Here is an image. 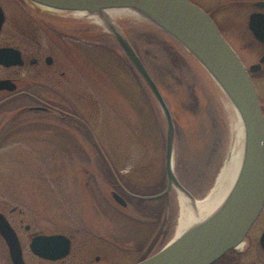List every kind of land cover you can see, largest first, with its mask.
<instances>
[{
  "label": "rangeland",
  "instance_id": "rangeland-1",
  "mask_svg": "<svg viewBox=\"0 0 264 264\" xmlns=\"http://www.w3.org/2000/svg\"><path fill=\"white\" fill-rule=\"evenodd\" d=\"M0 4L5 12L0 44L42 56L32 72L43 87L38 90L56 93L65 86L75 89L79 85L77 88L83 91H96L94 122L100 142L93 145L84 132H78L74 140L77 145H62L52 132L58 126L48 131L33 124V112H12L29 103L28 99L1 104L0 200L5 208L8 204L7 212L15 205L39 229H77L80 234H100L114 240L113 250L109 248L106 253L114 264L152 254L175 237L180 190L172 188L154 199L128 196V205L118 207L103 200L113 185L102 177L107 170H114L126 180L131 192L140 196L164 189L166 130L154 95L113 40L107 25L97 21L95 15L45 9L29 0H0ZM225 11L230 15L237 8L231 6ZM110 15L137 49L172 113L175 175L194 199L204 197L228 155L244 147L237 110L207 70L155 25L132 13ZM236 21L217 20L225 39L238 50ZM90 32L92 36L87 34ZM166 45L182 56L177 66L170 61ZM46 55L52 57L50 65L44 61ZM246 59L251 60L252 55H246ZM76 63L85 66L82 73L89 83L85 79L75 83L80 79ZM60 70H65L68 77H63ZM10 73V69L0 68L1 76ZM18 74L29 75L23 70ZM84 107L89 109L91 105ZM150 228L151 232L162 230V238H152ZM86 238H90L88 245L100 239ZM26 259L30 264L36 262L29 255ZM0 264H11L1 239Z\"/></svg>",
  "mask_w": 264,
  "mask_h": 264
},
{
  "label": "water",
  "instance_id": "water-1",
  "mask_svg": "<svg viewBox=\"0 0 264 264\" xmlns=\"http://www.w3.org/2000/svg\"><path fill=\"white\" fill-rule=\"evenodd\" d=\"M43 7L79 11L87 15L100 14L106 9H131L166 32L207 70L237 110L244 128V147L236 179L220 206L206 219L190 226L155 253L131 264H210L244 237L259 213L264 201V115L246 67L224 38L213 19L191 0H29ZM5 20L0 4V29ZM264 18L251 15L249 26L254 36L264 43V29L256 22ZM128 60L154 95L165 121V189L157 194L137 197L154 199L171 188L194 199L174 173L172 114L143 61L124 32L116 24L107 25ZM47 63L51 58H46ZM264 61V57L262 58ZM0 64L22 65L17 47H0ZM14 90L9 79H0V90ZM114 199L121 205L125 200L116 192ZM0 235L9 253L11 264H26L20 242L6 217L0 212ZM264 247V231L261 236ZM70 243L64 235H40L31 240L32 252L43 258H58L69 252Z\"/></svg>",
  "mask_w": 264,
  "mask_h": 264
},
{
  "label": "flooded vegetation",
  "instance_id": "flooded-vegetation-1",
  "mask_svg": "<svg viewBox=\"0 0 264 264\" xmlns=\"http://www.w3.org/2000/svg\"><path fill=\"white\" fill-rule=\"evenodd\" d=\"M191 1L201 7L210 15L223 36V30L221 29V25H219L217 20L237 19V21L235 22V29L238 42V50L240 51L236 50L229 42L228 43L235 50L238 57L246 67V70L248 71L251 81L256 89L259 102H264V61H262V58L264 57V43L259 41L254 36L249 26V18L251 15H255L256 18H264V0H217L218 2L214 0ZM231 6L237 8V11L234 14L228 15L225 13V10ZM256 26L264 29V25L262 22L257 21ZM1 30L2 28L0 29V33ZM31 34L30 36L33 38L34 36L33 34ZM64 34L69 36L73 33L64 32ZM87 34L89 36H92V32ZM96 35L99 34L96 33ZM60 36L61 38H65L62 35ZM112 37L114 38L113 40H115L119 45L115 37L113 35ZM92 45L90 46L92 47ZM2 46L17 47L14 45L0 44V47ZM133 47L137 51L134 45ZM18 49L20 50L21 57L23 59L22 65H11L6 67L0 64V68L11 70L10 74H6L5 76L0 75V79H9L15 85L14 90H0V105L9 100L26 98L29 100V103H24L20 108L18 107L13 110V113L14 111L33 112V115L35 116L32 118L33 124L42 125L43 128L48 131H50L54 126H58L55 127L56 130L52 132H54L53 136L57 137L56 141H61L59 143L62 145H77L78 143L76 144L74 142V140L77 141L76 134L78 132H84L89 138L86 140L90 141L91 144H95L96 146H98L100 142L98 139V134L96 133L97 124L96 122H94L95 114L98 111L96 108L98 106V96L96 94V91L88 90V92H86L80 89L81 87L77 88L79 86L78 85L75 87V89L65 86V89L59 92L53 93L44 91V93H46L44 94L43 91L38 90L40 88H43L41 86V82L36 81L34 74L32 73L34 72V68L41 63L42 56L40 54L33 53L34 51L32 52L27 49ZM248 54L252 55V59L249 61L248 59H246V55ZM48 56L51 58V62L49 63L50 65L53 61L50 55H46L44 61L47 64L46 58ZM68 60L70 62H73L72 59ZM83 67L85 66H80L76 63L75 68L80 74V79H76L75 83L81 82L83 79H85V81L89 83V81L87 80L88 76L85 73H82L84 71ZM19 70H23V72L29 73V75H19ZM59 72L63 77H68L65 74V70H60ZM91 84L93 85L92 81ZM88 104L91 105V107L89 108L90 110L88 109V107H84ZM260 105L264 115V103H260ZM35 114H38V116L36 117ZM58 132H61L59 136L56 135ZM103 161L104 163H108V159L104 156ZM102 178L113 185L107 191V197L103 199L104 201H106L107 205H109L110 203L111 205L116 204L118 207H125L128 205L127 197L137 195L131 192V187L129 186V184H127L126 180H123V178L121 179L114 170H107L106 173H103ZM86 184H88V182H86ZM113 192L118 193L125 200V205L122 206L114 199ZM7 207L8 204L5 208L4 203L0 200V212L6 217L17 235L21 246L22 257L26 264H30V262L26 259V255L32 256L34 258L36 262H34L33 264H99L100 262L101 264H114V259L112 258V256L106 255V253L109 254V248L113 250L114 240L108 241L105 236L100 234H92L90 236L80 234L81 232L77 229H71L69 232H67L65 228L54 230L39 229L35 226L33 220L28 221L27 219H25V211L22 208H18L14 205L9 209L8 213L6 210ZM15 211H17V215H14ZM155 220L157 219L155 218ZM151 228L150 233H152V238H162V230L154 229L151 232ZM263 231L264 201L259 213L257 214L256 218L252 222L244 237L240 239V241H238L236 245L226 250L218 259L211 262L210 264H264V247L261 242ZM40 235H64L66 238H68L70 243L69 252L65 256L54 259L43 258L34 254L30 249V243L33 238ZM86 237L100 239L96 240L97 243H95V241H90L91 244L88 245V239L90 238ZM0 239L5 244L1 235ZM5 247L8 251L6 244ZM159 248L155 250L157 251ZM72 252L73 256L70 255ZM70 256L72 257L68 259ZM92 257L93 261H91ZM138 260L140 259L125 264H131Z\"/></svg>",
  "mask_w": 264,
  "mask_h": 264
},
{
  "label": "bare ground",
  "instance_id": "bare-ground-1",
  "mask_svg": "<svg viewBox=\"0 0 264 264\" xmlns=\"http://www.w3.org/2000/svg\"><path fill=\"white\" fill-rule=\"evenodd\" d=\"M111 12L139 15L131 9L111 8L100 14H95L96 20L106 25L114 24L110 15ZM239 131L243 136L244 130L241 123L239 124ZM242 153L243 149H239L237 152L228 155L216 177L214 185L204 197L200 199H191L183 192L179 193L180 209L175 228V237L182 234L190 226L206 219L220 206L236 179L241 165Z\"/></svg>",
  "mask_w": 264,
  "mask_h": 264
},
{
  "label": "trees",
  "instance_id": "trees-1",
  "mask_svg": "<svg viewBox=\"0 0 264 264\" xmlns=\"http://www.w3.org/2000/svg\"><path fill=\"white\" fill-rule=\"evenodd\" d=\"M172 40V39H171ZM170 40V41H171ZM173 41V40H172ZM171 41V42H172ZM174 42V41H173ZM172 42V43H173ZM176 43V42H175ZM174 44V43H173ZM177 44V43H176ZM178 45V44H177ZM164 49L168 52V55H169V58H170V61H172V63L173 64H175L176 66L178 65V64H180L182 61L180 60L179 61V59L182 57V56H180L177 52H176V50H174V48L172 49V48H170L168 45H166L165 47H164Z\"/></svg>",
  "mask_w": 264,
  "mask_h": 264
}]
</instances>
